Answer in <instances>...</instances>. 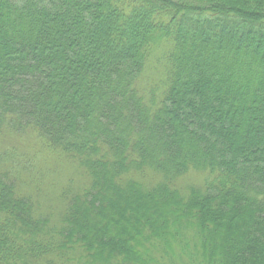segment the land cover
Returning <instances> with one entry per match:
<instances>
[{
    "label": "trees",
    "instance_id": "trees-1",
    "mask_svg": "<svg viewBox=\"0 0 264 264\" xmlns=\"http://www.w3.org/2000/svg\"><path fill=\"white\" fill-rule=\"evenodd\" d=\"M0 264H264V0H0Z\"/></svg>",
    "mask_w": 264,
    "mask_h": 264
},
{
    "label": "rangeland",
    "instance_id": "rangeland-1",
    "mask_svg": "<svg viewBox=\"0 0 264 264\" xmlns=\"http://www.w3.org/2000/svg\"><path fill=\"white\" fill-rule=\"evenodd\" d=\"M30 172L29 171H26L25 173H24V175H28ZM31 189H29V191H30ZM152 250H156L154 247L152 248ZM157 254H158V252L156 251V253H154V255H156L157 256Z\"/></svg>",
    "mask_w": 264,
    "mask_h": 264
}]
</instances>
